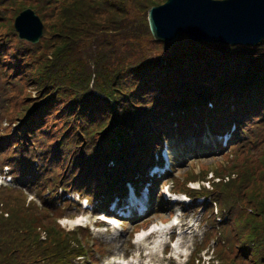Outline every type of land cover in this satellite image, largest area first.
Here are the masks:
<instances>
[{"label": "trees", "instance_id": "trees-1", "mask_svg": "<svg viewBox=\"0 0 264 264\" xmlns=\"http://www.w3.org/2000/svg\"><path fill=\"white\" fill-rule=\"evenodd\" d=\"M7 3H12L10 11L16 10L14 17L25 8L34 10L36 14L40 13L39 18L44 24V29L40 41L31 47L35 54H42V47L46 44L45 36L50 26L47 19L52 20L51 30L53 22L56 28L61 26L58 32H54L60 34L57 37L58 43L54 48L52 46V52L45 55L42 62L38 58L26 59L29 53L23 51L22 45L17 48L18 52L15 54L11 45H17L0 37V65L5 66L0 68L9 70L5 76H1L3 84H7L4 88L6 95L10 93L13 98L20 93L17 101L23 98L26 85L22 86V83L28 74L37 72L34 81L28 80L29 85L35 89V97H25L21 114L16 119L18 123H15L11 131L0 134V158L5 163H12L21 181L27 178L26 174L30 171L25 172L27 168L19 166L13 155L23 154V149L27 146H43L45 155L62 169L64 168L61 164H70L74 160L79 166L86 163L90 165L94 160L104 163L107 158L117 160L118 164H121L135 148L131 155L135 151H142L143 154L150 144H161L152 133V125H155L154 128L158 131L171 134L174 132L172 121H178L182 131L197 132L203 129L204 125L199 120L203 110L213 112L215 118H211L209 127L220 131L231 121L238 125L246 124L250 117L260 118L256 122L257 128L264 122V78L246 82H242L238 77L230 79L221 76L189 79L184 75L182 64L178 67L175 64L176 67L169 70L170 74H167L165 79H144L140 76L126 81L119 73L122 70L114 68L119 64L115 57L106 59L109 68L98 69V63L103 64L104 57L98 59V63L89 57L88 62L77 64L62 55V48L79 39L82 33L89 29L86 23L90 21L87 18L94 16L89 1L0 0L2 28L12 27V21L4 19ZM44 10H47L48 15ZM165 60L153 59L150 63L159 66ZM172 62L175 63L174 59ZM73 64L75 68L69 67ZM88 68H94L90 74ZM161 69L163 70V67ZM245 90L252 91L253 96H248ZM55 92L63 98V102L51 98ZM90 102H95L93 107H89ZM221 103V108H217V104ZM39 114L43 117L49 114L51 122L42 119L37 125L35 117ZM225 117H230L229 123L218 121ZM193 121H197L198 129L194 127ZM58 123L63 127L61 130L55 127ZM260 129L262 134L258 136V145L262 146L252 161V157L250 158L249 171L246 172L244 166L237 164L233 168L237 177L227 183H220L217 190L219 196L214 197L219 203L220 211H227L226 237L230 251L222 255L223 263L227 262L224 264H264V125ZM38 131L45 134V142H38L33 135ZM250 143L251 139L245 146L237 145V148L242 151ZM251 164L255 167V173ZM97 170L101 171V167ZM257 188L260 190L255 192ZM6 197V193H0L1 208L4 207ZM8 215L9 219L0 215V264H17V254L27 248V241L22 239L11 244L4 242L5 239L18 237L14 232H18L20 226L15 221L23 225L37 217L35 228L45 230L48 217L30 213L24 221L21 213L16 212V217ZM210 223L215 224V220L211 219ZM230 258L234 259L233 262L228 261ZM25 262L32 263L34 260Z\"/></svg>", "mask_w": 264, "mask_h": 264}, {"label": "rangeland", "instance_id": "rangeland-1", "mask_svg": "<svg viewBox=\"0 0 264 264\" xmlns=\"http://www.w3.org/2000/svg\"><path fill=\"white\" fill-rule=\"evenodd\" d=\"M86 1L91 3L94 16L90 15L87 18L90 22L86 23V26L89 29H86L79 39L72 42L67 47L62 48L63 57L69 59L70 61H74L77 64L85 63L86 61L88 62L90 57L93 58L94 61L96 60L98 63V59L104 57L103 64L98 63V69H107L110 66L106 64V59L115 57L119 64L114 66V68L122 70L119 73L122 76V79L126 81L140 78V76H142L144 79H165L168 77L167 74H170L169 70L172 69V67H178L180 64H182V67L185 70V77L189 79H203L211 78L213 76H221L230 79H233V77H238L239 79L243 80L240 81L246 82L257 81L264 78V40L257 47L228 46L216 43L192 42L189 41L185 35L179 33L178 37L171 43L157 42L153 40L149 32L146 20L147 10L149 7L163 4L165 0ZM10 7L12 9V3H7V7L4 9V19L11 20L13 27V21L16 17H14V13L16 10L10 11ZM1 11H3L2 7ZM44 12L46 15H48L47 10H44ZM37 15L40 17V13ZM47 22L50 26L49 31L45 36L46 44L42 47V54H39L38 52L35 54V52L31 51V47H33V45L19 40L16 37L17 34L12 29V27H0V37H3L7 41L14 42L13 44L17 45L16 47L11 45V49L15 54L18 52L17 48L22 45L24 47L23 51L25 53H29L26 55V59L34 60L35 58H38L40 62H42L45 55H48V53L50 54L52 52V46L54 48L56 43L59 41V38L57 37L60 34H54V32L56 33L61 29V26L56 28L53 22V29L51 30L52 20L47 19ZM50 46L51 48L49 49ZM153 59L166 60L164 63L161 62V65L156 66L155 64L150 63L153 61ZM173 59L175 63L172 62ZM144 60L147 61L144 62ZM20 64L22 68L21 61ZM133 64L139 66H132ZM114 65H116V63H114ZM3 66L4 64L0 65L1 68L5 67ZM69 67L75 68L76 66L73 64L69 65ZM162 67L163 70L161 69ZM1 68L0 87L2 90H0V134H3L11 131L12 128H14L15 123H18L16 119L19 118L18 116L21 114V110L25 104V97H35V89L33 86L29 85L28 80L31 79L34 81L37 72L33 71L25 78L24 83H22V86H24V84L26 85L24 97L17 101L18 97H20V93H17L16 96L12 98L10 93L6 95L4 92V88L7 84H3L1 76L2 74L5 76L9 70ZM88 69V74H90L94 68ZM244 92H248V96L250 97L251 95L253 96L252 91L245 90ZM51 98L55 101L63 102V98L58 94V92L53 93V97ZM248 100L249 99H247V101ZM93 103L95 102H90L89 107H93ZM221 106L222 103L217 104V108H221ZM201 112H203V114L201 117H199V120L202 123H205L209 118H215L213 112H204V110ZM50 118L51 117L49 114L45 117L39 114L35 117V121L37 125H39V122L42 119H47L48 122H51ZM225 119H218V121L224 123ZM248 119L250 122L246 129L241 130L240 133H236L235 131L224 150H220L218 147L219 145L222 146L221 139L218 136H215L219 141V145L217 147L203 145L202 142L206 143V138L204 136L206 131L204 130H202V135L199 136L200 139L198 138L193 141V145L190 143L187 144V149L184 151V153L178 156L179 161L173 157L171 150L169 149L168 152L171 157L170 163L172 168L171 179L176 178L177 186L179 188L183 186H189L187 185V181L193 180L188 179L191 177L190 173H192L193 176H199L204 173L203 179L209 180L210 182H212L211 176H214L215 173V175L221 179V181L218 183H216L215 179L213 180L214 184L211 192L212 195H216L213 196L216 198L219 196V194H217V190H219V184L222 182L227 183L231 179H235L237 177V175L233 173V168L237 166V164L244 166L245 171L248 172V163L250 162V158L252 157V161L260 152L259 149L261 148L262 144L258 145L260 140L258 136L262 134L260 128L264 125L263 122L262 125H260V128L256 127V122L258 119H260L259 117H250ZM173 126L175 127L174 124ZM55 127L57 130L59 128L60 130L63 128L61 127L60 123H58ZM194 127L198 129L197 125H194ZM211 130L213 132L219 131L216 129ZM171 136L172 135H170V137ZM175 136L177 138H175ZM181 136L183 135L174 134V136H172L174 138H168L167 143L170 140V143L172 142L179 145ZM36 139L38 142H45V134L41 131H38L36 134ZM250 139L251 143L248 147H244L242 151L238 150L237 145L245 146L246 142H248ZM251 166L253 167L255 173V167L253 164H251ZM234 176L236 177L234 178ZM248 178H250V176H248ZM253 178L254 176L252 177V180ZM162 179L163 178L160 180ZM202 184L207 185V183L200 182L198 185L197 183L193 182L192 186H203ZM259 190L260 189L257 188L255 192H258ZM27 193L34 196L30 190H27ZM161 198L162 195L158 184H152L150 199L154 202V208L164 207V213L155 214L154 216L152 215V217L149 219L145 218L144 222L132 228V231L129 228V223L122 224V231L110 232L104 236L94 235L92 236L93 239L84 234H81L80 236L76 232L69 231L73 228L71 226L61 225V227L57 225L56 217L48 216L35 210L24 211L21 207V203L19 202L21 199L20 196L7 195L3 203L4 207H0V210L3 213L11 214L13 217H16V212L21 213V216L24 217V221L25 217L30 213H33L34 215L38 214V216L41 217H48L47 234L43 235V237H45L42 240L35 239V235L42 231L40 227L35 228L38 220L37 217L34 220L26 221L25 224L22 225L25 228L29 226L32 230L26 233L29 245L26 249L21 250L17 254V259H19L17 264H61L67 261L71 264H79L80 262L84 261L83 263L85 264L89 262V260L92 261V264H94L97 259L99 261L103 256L114 255L124 257L125 259L129 258L138 249H140L138 246L135 248L133 245H131V241L135 235L140 232L141 228L145 229L153 223L160 224L161 222H165L166 225H170L172 221L171 218L174 217V214L172 213L170 216L168 215L169 209L167 206L170 204L163 203ZM262 198H264V189ZM197 202L200 201L197 200ZM205 202L208 201L206 200ZM187 203H189V201L184 204ZM175 211L178 214L177 216L181 215V218L183 216L181 221L182 223L186 224V227L181 231L183 232L181 235L182 239L179 238L181 239L180 247L188 249L189 252H191L194 249L195 240L202 237V233L205 228L203 220H201V214L199 211L195 212L193 209H188L186 212H183L178 207L175 208ZM80 212L79 206L71 202V206L68 204L67 206L63 207L61 215H64V217L67 218H73L80 215ZM221 213L224 216L220 214L216 215L215 209L213 211L215 221L220 220L219 223L225 222L227 219L226 209H223ZM3 216L6 217V214H3ZM189 221H191V223L194 222L193 228L195 230L197 229L196 234L198 235L195 238L192 236L194 233L192 230L193 228L190 229L187 227ZM199 222L200 225H197ZM226 226H228V222L224 227H221V229L225 230V233H228V228ZM212 237L215 239L219 238V236L212 234L210 236V240H212ZM214 238L211 242H205L204 240L202 241L201 246L203 249H205V251L201 253V256L206 253V249H209V252L206 253L204 261H202L200 264H207V260L211 254V249L214 248L216 250L221 246V244L218 243ZM117 244L121 246L116 247L115 245ZM69 250L71 253L68 252ZM159 250L160 253L156 255L153 261L157 264H167L168 261L166 260L165 256L164 260H159L158 257L161 255V249ZM229 251L230 245L227 243V246L222 249V255L224 256V252ZM77 255H82V258H77ZM223 256L222 264L227 263H223ZM31 260H34V262H25ZM230 260L231 258L228 259V261ZM219 263H221V260L218 262V264Z\"/></svg>", "mask_w": 264, "mask_h": 264}, {"label": "water", "instance_id": "water-1", "mask_svg": "<svg viewBox=\"0 0 264 264\" xmlns=\"http://www.w3.org/2000/svg\"><path fill=\"white\" fill-rule=\"evenodd\" d=\"M154 41L171 43L179 35L189 41L228 46H256L264 40V0H165L147 10ZM21 41L37 44L43 25L35 12L22 10L13 21Z\"/></svg>", "mask_w": 264, "mask_h": 264}, {"label": "bare ground", "instance_id": "bare-ground-1", "mask_svg": "<svg viewBox=\"0 0 264 264\" xmlns=\"http://www.w3.org/2000/svg\"><path fill=\"white\" fill-rule=\"evenodd\" d=\"M184 133L186 135H190L192 134L191 132H188V131H184ZM211 140V139H210ZM156 226H154L152 229L155 230L154 234L155 235V240H153L150 244H147L146 245V239H144V237L146 236V234H139L137 235L136 239L137 241H139V243H141V246H144L143 250L145 252H147V255L148 257L147 258H150V260L146 263V264H151V255L161 247L162 245V240L166 234L165 232V228L169 229L168 227H159V228H155ZM177 248H180L179 245H177ZM126 264H133L132 262L130 263H126Z\"/></svg>", "mask_w": 264, "mask_h": 264}]
</instances>
